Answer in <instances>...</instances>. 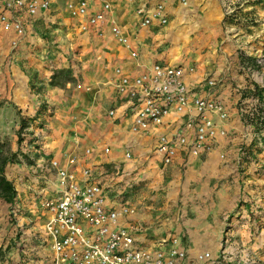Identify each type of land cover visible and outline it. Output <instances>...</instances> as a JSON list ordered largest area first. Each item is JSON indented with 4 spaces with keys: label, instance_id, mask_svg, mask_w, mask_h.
Returning a JSON list of instances; mask_svg holds the SVG:
<instances>
[{
    "label": "crops",
    "instance_id": "obj_1",
    "mask_svg": "<svg viewBox=\"0 0 264 264\" xmlns=\"http://www.w3.org/2000/svg\"><path fill=\"white\" fill-rule=\"evenodd\" d=\"M67 1L52 0L49 9L35 16L20 13L24 19L25 35L26 30L32 32L28 37L34 44L29 48L34 53H26L24 39L21 43L23 46L18 47L12 56L10 69L14 76L12 80L8 78V82L12 85V91L20 95V101L28 104L31 98L27 95H32L28 90L29 77L22 70L26 63L40 67L37 70L39 75L43 72L44 79L46 76L44 86L47 90L51 88L48 85L50 75L58 68H70L72 77L75 80L83 78L81 84L84 85V89L77 92L78 97L62 103L56 113L58 123L65 128L67 126L69 134H58L52 146L43 148L42 152L39 150L41 153L37 152L39 156L34 163H17L6 170L9 179L13 180L10 175L15 178L16 201L25 212L23 218L26 221L33 219L36 212L34 198L42 187L54 189L55 176L45 171L47 162L54 158L64 165L67 156L74 154L78 157L75 172L79 182L84 181L82 169L88 167L94 179L100 180L107 188L127 187L125 201L115 191H108V204L120 209L125 203L133 209L132 213L120 215L119 225L129 228L141 245L154 247L162 237H176L178 246L189 258L184 264H209L207 261H193L192 257L199 252L213 253L218 250L221 219L239 203L238 210L229 214V220L237 223L233 233L240 236L241 246L245 247L242 252L254 253L250 257L254 256L257 264H264V255H260L264 254V141L262 146L255 143L254 147L258 149L253 148L246 157L240 153L242 143L249 140L244 134L243 118L238 112L239 94L236 92L237 85H242L244 94L248 95L251 91L245 74L240 70L242 62L264 53V0H235L241 18L255 21L241 22L235 26L224 24L220 0H136L129 5L115 3L113 19L130 35L133 48L138 53L134 58L129 49L111 37L101 39L81 33L76 20L66 12ZM158 1L165 5L168 22L158 25L154 21L151 26H139L135 8L141 2L152 6ZM40 28L47 30L45 34L56 35L55 46L60 52L48 49L49 56L43 55L47 46L42 48L43 39L38 37L36 31ZM48 41L46 43H50ZM38 52L41 54L38 55ZM76 55L83 63L71 61ZM41 57H45L44 60L40 61ZM153 63L192 66L193 71L186 72L183 80L188 87L197 89L198 94L206 93V88L201 86L208 76L221 79L211 92L213 97L225 104L228 118L219 122L214 114L211 117L226 130L227 135L219 137L210 151L199 156L179 154L171 164L163 165L154 146L160 133L175 128L177 122H172L171 116L164 118L161 125L147 133L134 135L130 132L132 110L128 100L115 90V69L120 67L124 73L133 74L148 69ZM70 85L71 82L66 83L67 88ZM54 102L60 104L58 100ZM32 108L36 107L32 105ZM112 108L116 109L115 115L109 116L108 111ZM72 112L77 115L70 117ZM73 116L81 120L77 128ZM68 117L70 120H67ZM104 148L109 149L107 153L103 151ZM126 148H130V158L125 156ZM12 149L17 150L14 143ZM20 149L23 152L26 150ZM188 172L190 175L185 187L188 188L189 181L194 179L195 186L203 185L200 190L204 191L195 193L196 200L192 197L188 199L191 214L184 219L183 213L182 216L178 215V209L181 211L182 208H173L182 198L173 191L179 181L172 178ZM169 177L170 192L163 203V190L160 192L159 189H162L164 178ZM218 177L226 178L221 185L216 183ZM231 188L235 189L236 198H233ZM200 238L203 241L198 242ZM170 245L171 242H168L165 247ZM10 250L16 259V249L12 246Z\"/></svg>",
    "mask_w": 264,
    "mask_h": 264
},
{
    "label": "built area",
    "instance_id": "obj_2",
    "mask_svg": "<svg viewBox=\"0 0 264 264\" xmlns=\"http://www.w3.org/2000/svg\"><path fill=\"white\" fill-rule=\"evenodd\" d=\"M52 0H0V25L4 30L12 31L18 37L25 33L24 19L20 13L35 16L50 7ZM136 0H68L66 11L76 20L78 30L83 34L98 38L111 37L117 43L130 50L131 57L138 53L133 48L130 35L113 19L115 3L133 4ZM225 17L235 13V0H220ZM139 26H151L168 22L165 5L162 1L148 6L141 2L134 10ZM18 40H13V46ZM264 53L242 63L240 70L250 84V90L257 86L256 93L244 94L242 85L236 86L239 115H248L243 119L244 134L247 140H254L257 146L264 141ZM193 71L192 66L170 63H153L148 69L133 74L124 73L120 67L115 69V90L124 96L132 110L130 132L140 135L161 125L164 118L171 116L176 126L173 130L160 133L154 146L155 153L163 165H169L179 155L199 156L212 149L219 137L227 135L226 130L216 122L227 120L228 111L222 100L211 95V89L221 79L208 76L201 88L205 94H198L188 87L183 78L186 72ZM77 88H84L78 83ZM209 90V91H208ZM116 109L108 111L114 116ZM104 148V152H108ZM87 153L89 150L86 151ZM243 153V152H240ZM125 156L130 158V148ZM223 157V155H220ZM78 157L67 156L64 165L51 158L45 171L54 170V189L41 188L35 196L36 212L33 219L26 221L20 216L19 205L12 207L15 216L17 258L12 253L0 254V264H184L187 253L178 246L176 237H162L154 247L137 242L134 233L119 225L121 214L133 212L123 203L120 209L108 204V191H115L123 201L126 188H107L94 179L91 168L82 169L83 182L76 178L75 165ZM22 163L23 160L21 159ZM46 179V177L44 176ZM19 214V215H18ZM18 215V216H17ZM17 216V218H16ZM229 227L223 235H229ZM226 241V240H224ZM171 242L169 247L165 244ZM222 248V247H221ZM220 248V249H221ZM220 250L217 256L209 251L197 253L193 261H207L209 264H239ZM245 264H257L248 257ZM244 264V262H242Z\"/></svg>",
    "mask_w": 264,
    "mask_h": 264
},
{
    "label": "rangeland",
    "instance_id": "obj_3",
    "mask_svg": "<svg viewBox=\"0 0 264 264\" xmlns=\"http://www.w3.org/2000/svg\"><path fill=\"white\" fill-rule=\"evenodd\" d=\"M235 7H236V4H235ZM239 12H240V9L236 7L235 13L233 16L225 17V15L223 14V10H222L224 24L235 26V24H238L241 22H248V23L255 22L251 18L243 20ZM27 31L28 30H26V35L24 33L23 36L17 38L14 32L4 30L2 27H0V136L3 138L4 137L7 138L11 146H12V143H14L17 146V148H20V147L26 148L25 145H27V143L26 144L22 143L19 146L16 143L17 133L19 131H21L22 136H27L28 138L30 136H33L34 140L30 142V145H27V155H28V159L33 161L34 163L36 157L39 156L37 155V152H40V151L42 152L43 148L52 146V141L54 138H56V136H58V134L60 135V133H66V132H68L69 134V129H67V126L65 128L62 124L58 123V118H57L58 116L56 113L61 107L62 103L65 104L66 102H69L70 100H74V97L78 95L77 92L80 90H83L84 88L76 87L78 83H82L83 78H79L78 80H75L73 78L74 81L71 82V85L68 88L66 87V84L63 87H53L49 84V81H48V85L51 86L52 91H51V88H48L47 90L45 89L46 87L44 86V83L46 82L45 80L46 76L44 79L43 72H41V74L39 75V71L37 70V68H40V67L34 66L33 63H32L33 65H30V63H26L23 65L22 70L29 77L28 90L30 91L29 94L32 93V95H27L28 98H31V101H29L30 103L25 104L23 100L20 101V98H21L20 95L15 94V92L12 91V85L9 84L8 78H10L11 80L13 79L14 75L10 69V66L13 64L12 56L13 54H16V50L18 47L23 46L21 45L23 40L25 39L24 48L26 50V53H29L30 51L29 48H32L34 46V44L31 41H29L30 38L28 37V35H31L32 32H29V31L27 32ZM36 31H38V34H37L38 37L43 39L44 46H42V48H46L45 46H47L43 54L44 56L48 57L50 54L49 53L50 50L51 52H60L59 51L60 49L55 46L57 43L55 41L56 35L52 37V35L50 34H45L44 32H46L47 30L44 28H40ZM59 34L64 35V33H62L61 31H59ZM57 36L60 37V35H57ZM16 39L18 40L17 41L18 43L16 46H13L12 42L13 40H16ZM46 41L50 43H46ZM47 44H50V46H48ZM30 52L34 53L33 50ZM40 54L41 53L38 52V55ZM79 57H80L79 55H76L74 59L71 61H73L74 63H78V64L83 63L81 59L80 60L78 59ZM27 58H24L23 60H27ZM44 58L45 57H41L40 61L44 60ZM176 65H180V64H176ZM193 90L197 92V89H193ZM46 91H49V94H46ZM212 93L213 92H211V95ZM56 100L59 101L60 103L59 105L58 103L54 102ZM32 105L36 108H32ZM67 111L68 110H66V112ZM73 114L74 113L72 112L71 114H69V116L71 117ZM74 115H77V114L75 113ZM20 117L25 118V119H30L32 117H35L36 119L34 121H32L31 119V121L27 122L26 126L21 128ZM67 120H70V118L68 117ZM72 120L75 122L74 124H75V127L77 128V126L80 125L79 124L81 121L80 118L73 116ZM29 148H30V151H29ZM36 173H38V171H36ZM49 173L52 176L55 175L54 170L50 171ZM189 175H190V172H188V174L186 175L183 174V176L180 175V177L173 176L172 178L173 180L176 179L179 181V185L173 191L177 193V196L179 198H182V200L179 201V204L176 207L173 206V208L177 209L178 206L181 207L182 208L181 211L178 209V215L180 216L183 213L184 215L183 216L181 215V216L184 217V219L187 218L191 214L188 211V203L190 202V201L188 202V199L192 197V198H195L196 200L195 193L204 191V190H200V188H203L202 187L203 185L201 187L199 185L197 187L195 186V184L193 183L194 179L192 181H189L188 188L185 187V181L188 179ZM10 178H12L13 180L15 179L11 175H10ZM169 179L171 178L170 177L164 178L162 189H159L160 192L163 190L161 192V195L163 196V203L166 202V198H165L166 194L170 192ZM225 179H226L225 177L224 178L218 177L216 179V183H218V185H221L222 183H224ZM192 192L194 193L191 195ZM231 193L233 194L232 195L233 198L234 197L236 198L235 189L231 188ZM149 194L153 195L152 193H149ZM19 207H22V206H19ZM239 207L240 205L238 203V205L234 207L233 210L229 209L228 211L229 213L225 214L224 218L221 219L222 229L217 239L218 250L213 253L211 252V253L213 254V256H217L220 250L222 249L225 251L224 255L231 257V259L235 260V262H238L239 264H243L242 262H244L245 264L247 263L246 259L248 257L250 258L251 255H254V253H251L249 251H248L249 253H247L246 251L242 252L245 247L241 246V242L239 241L240 236L237 234L235 235L233 233V228H235V225L237 223L233 221L231 222L229 220V214L235 213ZM19 211H20V216L25 215L24 210L19 209ZM15 222H16V219H15V216H13L11 212V207L7 206L5 203L0 201V254L8 253L10 248L14 245L15 232H16ZM168 222L171 223V220H168ZM172 223H174V221ZM226 227H229L230 229L229 235L227 237L223 235V231L225 230ZM199 241H203V238H200L198 242ZM198 245L199 247H202L200 246L199 243ZM260 255H264V254H260ZM252 257L254 258V260L256 259L254 256Z\"/></svg>",
    "mask_w": 264,
    "mask_h": 264
},
{
    "label": "trees",
    "instance_id": "obj_4",
    "mask_svg": "<svg viewBox=\"0 0 264 264\" xmlns=\"http://www.w3.org/2000/svg\"><path fill=\"white\" fill-rule=\"evenodd\" d=\"M244 61V59H241ZM250 61L247 60L246 62ZM243 63V62H242ZM74 81L72 77V72L70 68H58L51 75L49 79V84L53 87H63L67 82ZM257 86L254 84V90L250 91V94L254 95L256 93ZM264 108L258 107L257 112H263ZM34 121L36 118L32 117L30 119H25L20 117L21 128L27 125V122ZM243 119L248 121V115H244ZM34 140L33 136L29 138L27 136H22L21 131L17 133L16 143L20 146L22 143H27L30 145V142ZM27 145L26 150L23 152L20 148L17 150H13L12 146L7 138H3L0 136V201L5 204H8L11 209L13 206L17 204L16 197L17 191L14 185L13 180L9 179L6 175V170L10 165L22 163L21 159L24 163L31 164L33 161L28 159L27 155ZM255 146V142L253 140H249L248 142L242 143L240 147V151L242 154L246 155L251 154V150L253 148L258 149ZM26 159V161H25Z\"/></svg>",
    "mask_w": 264,
    "mask_h": 264
}]
</instances>
